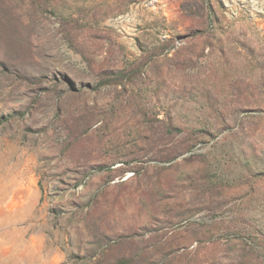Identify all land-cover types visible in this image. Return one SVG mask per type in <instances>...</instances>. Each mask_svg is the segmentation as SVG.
<instances>
[{
  "label": "rangeland",
  "instance_id": "374dc122",
  "mask_svg": "<svg viewBox=\"0 0 264 264\" xmlns=\"http://www.w3.org/2000/svg\"><path fill=\"white\" fill-rule=\"evenodd\" d=\"M248 170L264 0H0V264H233L239 237L201 236Z\"/></svg>",
  "mask_w": 264,
  "mask_h": 264
},
{
  "label": "trees",
  "instance_id": "16d2710c",
  "mask_svg": "<svg viewBox=\"0 0 264 264\" xmlns=\"http://www.w3.org/2000/svg\"><path fill=\"white\" fill-rule=\"evenodd\" d=\"M165 129V135H169L170 126H166ZM244 173L241 172L238 179L241 182L239 190H242V193L246 195L245 198L248 199L243 201L244 203L242 202L246 206L239 202L238 205H235L238 212L237 215L235 214L226 221L221 220L222 222L219 223L214 221L205 230V234L201 238L205 240L209 235L214 237L215 232L221 233L220 236L226 233L232 235L233 238L239 237L240 242L237 245L236 260H233V264H264V232L257 228L258 225L250 217L257 211L252 205V199L257 194V185L255 183L257 180L260 182L264 181V172L254 173L248 170V172ZM202 181L204 183H201L198 188L200 189L199 192L206 197L207 210L209 212L216 213L223 206L230 205V187L211 181L207 175ZM231 206L234 205L232 204ZM132 254L131 256L134 257V253ZM157 261L155 260L152 263ZM149 262L150 258H147L146 263L149 264Z\"/></svg>",
  "mask_w": 264,
  "mask_h": 264
}]
</instances>
